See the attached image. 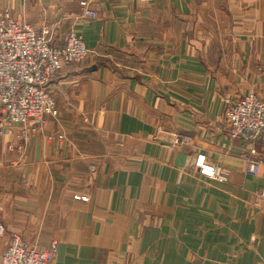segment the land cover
<instances>
[{"label": "crops", "instance_id": "crops-1", "mask_svg": "<svg viewBox=\"0 0 264 264\" xmlns=\"http://www.w3.org/2000/svg\"><path fill=\"white\" fill-rule=\"evenodd\" d=\"M5 9L54 45L81 35L89 56L61 66L57 117L24 128L29 144L18 149L21 125L0 137V261L15 235L38 251L55 243L49 264H264V141L232 136L225 118L241 98L264 102V0ZM200 154L216 178L195 167Z\"/></svg>", "mask_w": 264, "mask_h": 264}, {"label": "built area", "instance_id": "built-area-1", "mask_svg": "<svg viewBox=\"0 0 264 264\" xmlns=\"http://www.w3.org/2000/svg\"><path fill=\"white\" fill-rule=\"evenodd\" d=\"M151 2V0H143ZM83 16L95 20L97 13L84 6ZM89 56L83 37L71 32L60 45L49 39V31L38 33L12 16L8 9L0 13V137L11 124L25 125L53 113L56 102L50 86L63 65H77ZM226 122L234 137L250 143L264 141V102L257 96L241 98L226 111ZM28 140V136H26ZM189 136H176L175 143L187 142ZM255 154L254 151L251 152ZM260 161L249 158L247 173L258 175ZM200 174L216 178L218 172L200 154L194 162ZM264 201V189L259 192ZM5 229L0 225V236ZM53 243L46 251H36L14 236L3 252L0 264H49L56 256Z\"/></svg>", "mask_w": 264, "mask_h": 264}, {"label": "rangeland", "instance_id": "rangeland-1", "mask_svg": "<svg viewBox=\"0 0 264 264\" xmlns=\"http://www.w3.org/2000/svg\"><path fill=\"white\" fill-rule=\"evenodd\" d=\"M83 63V62H82ZM81 63V64H82ZM77 65H80V64H77ZM54 79H55V77H54ZM53 79V80H54ZM51 86H52V84H51ZM51 86H50V89H51ZM51 92H52V89H51ZM53 93V92H52ZM53 95V94H52ZM57 113H58V111H57V106H56V109H55V111L53 112V113H49V114H47V115H45L41 120H32V121H30V122H28L27 124H23V125H21L22 127H23V131H21L19 134H18V139H19V141H20V143L22 142V145L18 148V149H21V148H23L25 145H27V143L28 142H31L32 141V139H33V137H32V134H33V131H34V133H35V129L33 130V128L31 129L30 128V130H29V132L28 131H26V130H24V128H26L27 126V128H29L30 126V124H34V125H37V126H40V125H43L44 124V122L46 123V121H48V120H50V119H56V117H57ZM14 124H11V125H9L8 127H12ZM16 125H19V124H16ZM180 135V134H179ZM179 135H177V136H179ZM182 135H184V134H182ZM26 136H28V140H26ZM47 141L48 142H52V141H54V140H65L66 139V137H65V135L64 134H59V133H50V134H48L47 135ZM29 144V143H28ZM15 236V235H14ZM13 236V237H14ZM20 238V237H19ZM32 249H34V250H36V251H38L36 248H32Z\"/></svg>", "mask_w": 264, "mask_h": 264}]
</instances>
